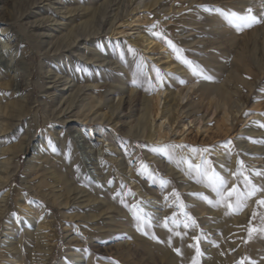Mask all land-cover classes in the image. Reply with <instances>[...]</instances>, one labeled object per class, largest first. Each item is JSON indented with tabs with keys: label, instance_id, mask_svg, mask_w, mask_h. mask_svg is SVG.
I'll list each match as a JSON object with an SVG mask.
<instances>
[{
	"label": "rangeland",
	"instance_id": "obj_1",
	"mask_svg": "<svg viewBox=\"0 0 264 264\" xmlns=\"http://www.w3.org/2000/svg\"><path fill=\"white\" fill-rule=\"evenodd\" d=\"M153 1H0V29H8V40L22 42L33 58L29 68L31 75L22 77L24 86L17 93L8 92L0 104V150H8L4 155L0 154V166L11 163L13 172L9 177L14 179L7 184L6 175L0 174L6 182L0 190V204L10 199L12 205L9 215L0 224L4 228L0 234V264L24 263L22 256H3L4 249L13 247L21 252V246L26 245L23 230L36 231L37 222H49L42 231L48 235L50 243L57 242L47 264H75L68 257L77 248L80 249V264H88L89 259L90 264H123L108 254H117V247L132 244L134 238L112 234L119 229L121 214H127L131 221L128 227L138 233L134 210L143 215L145 232L139 231L144 233V238L151 239L156 230L185 237L193 252L184 264H193L194 260L203 264L202 260L209 256L208 251L215 250L224 252L218 254L219 264H225V255L232 257L228 264H264V245L256 253L236 257L237 247L227 248L233 238L227 241L225 236L212 230L209 215L192 207L194 199L202 200L214 209L205 189L218 197L201 174L208 167L205 161L210 162L211 169L227 181L225 192L234 186L242 193L246 192L244 177L259 189L250 198L242 199L238 209L229 208L228 215L234 220L249 204L252 206L264 200V193H261L264 191V0L224 1L236 11L244 10L245 15L251 10V14L261 21L241 31L251 33L246 56L252 66L255 64L253 68L259 75L245 73L242 79L241 75L237 79L223 71L216 76H200L205 81L220 84L225 100L215 94L201 99L193 94L200 82L192 85L190 74L197 70L192 59L182 54L183 47L170 37L175 36L174 28H168L169 22L162 20L169 18L174 2ZM183 5L187 7L188 3L184 1ZM214 5L213 2H202L194 10L208 6L212 13L218 16L227 14L232 20L225 8L215 9ZM189 11L185 10L178 25H186L184 19L187 20L192 12V15H199L196 11ZM209 26L210 23H206L203 28L213 30ZM196 39L207 42L210 36L205 31L197 34ZM168 41L191 65L177 58V51L169 46ZM234 54L232 49L228 62ZM235 63L233 67H226L231 66V70L239 68ZM149 68L153 69L152 73L147 72ZM12 74L0 77V87L9 88ZM160 85L164 91L159 94L157 106L154 99ZM183 92L191 98L184 97ZM142 97L149 102L150 108L145 117ZM15 101L21 106L12 107ZM194 101H198L197 107L189 114L184 113ZM236 102L243 103V108L233 123H225L224 110H231V104ZM143 121L147 125L145 132L139 125ZM160 124L168 129L167 136L160 141L150 138L152 130ZM248 125L261 130L262 137L243 132ZM73 127L78 129L87 144L96 149L102 147L101 154L97 152L99 170L88 164L90 160L84 149L70 137L69 129ZM238 142L248 149L244 151L238 147ZM15 146L21 150L12 157L8 152L17 148ZM204 148L209 151H199ZM213 148L220 150L222 162L216 164L214 157L217 154ZM255 149L260 151L255 152ZM178 150L180 153L185 151L188 156H178ZM190 151L198 155L197 164L201 170L192 163ZM71 159L76 163L82 160L79 181L67 172ZM41 167L63 173L69 191L65 192L60 183L51 187L50 178L46 179L50 182L49 187L41 190L36 185ZM168 168H173V174L167 171ZM132 172L136 175L133 176L135 180L130 178ZM192 183L201 185L200 189L205 187L204 191L198 189L194 195L184 193L183 184L189 186ZM112 201L120 206L119 213L111 207ZM227 204L235 205V197L229 198ZM14 205L19 208L15 210ZM148 206H154L157 212H147ZM10 227L15 231L11 233ZM27 245H30L27 246L29 251L35 252L32 242ZM151 251L154 255L145 256L138 249L131 264H165L155 249L151 248ZM171 251L179 256L177 248Z\"/></svg>",
	"mask_w": 264,
	"mask_h": 264
},
{
	"label": "bare ground",
	"instance_id": "obj_2",
	"mask_svg": "<svg viewBox=\"0 0 264 264\" xmlns=\"http://www.w3.org/2000/svg\"><path fill=\"white\" fill-rule=\"evenodd\" d=\"M0 1H2V0H0ZM172 1L174 2L173 6H172V13L168 16L169 18L165 17V18H162V20H163V22H167V23L169 22V25L167 26L168 28L169 27L174 28L175 36L170 35V37L175 41V43H177L179 46L183 47L184 50L182 51V54H185V55H187V57L192 59V62L194 63V68L197 70V72H195V74L192 72L190 74L192 85H195L196 82H198V81L200 82L199 85L196 88H194L195 90L193 89V94H197L200 99L203 97L209 96L210 94H215L223 100L227 99L223 96L224 94L222 93V90H221L222 88H221L220 84L205 81L204 79L200 78V76L204 75V74L216 76L217 74H219L223 71H227L230 74V77H235L237 79H239L240 75H241V79H242V75L245 73L246 74H249V73L254 74L255 73L256 75H259L256 73L255 69L253 68V66L255 64L252 66L251 62L249 61V57L246 56V54L249 53L248 49H247V47H248L247 40L251 37V33L249 31L245 32V33L238 31L233 26V24L230 23L231 20L227 17V14H226V16L225 15L224 16H218L217 14L212 13L210 10H208V9H210V7H208V6H206V8L201 9V10H199V9L194 10V7L197 6L199 3H202V2H204V3H208V2L212 3L213 2L215 4L214 5L215 9L225 8L226 13H228V15H230V16L232 15V17H233L234 13L237 15H245L244 10H238V9H237L238 11L234 10V8H232L233 6L229 2H224L225 0H172ZM184 1L186 3H188L187 7H184V5H183ZM153 3H156V0H154ZM185 10L196 11V12H198L197 14H199V15L198 16L192 15L193 12L188 14L189 18L187 17L188 18V19L186 18L187 20L184 19L186 25L180 26L177 23L179 22V18L182 19L183 14L186 13ZM232 17H230V18H232ZM153 19H154V17H153ZM206 23H210L209 27L213 28V30H211L210 28H209L210 30L204 29L203 26ZM205 31H207L209 33L210 39H207V42H204L202 40H197L196 35L200 34L202 32H205ZM9 37H10V31L6 28H1L0 29V77L2 75L9 74L10 72H13V74L11 76L9 88H6V86L0 87V104L2 103V101L4 99H6V95L8 92L9 93L11 92V94L12 93L14 94V93H17L19 90H21L22 85L24 86V84L22 82L23 76L28 77L31 75L29 68H30V65L32 64L33 58L31 57L29 50L24 45H22V42H20V41L10 42L8 40ZM232 49L235 52V54H234V57L232 58V60L228 62L227 57H228V55H230V52ZM199 50H200V52H199ZM196 51H197V53H196ZM235 61H236V63H235ZM234 63H235V65L238 64L239 68H235L234 70H231L230 67ZM226 65H231V66L228 68V67H226ZM26 66H27V68H25ZM147 72L152 73L153 69L149 68ZM156 91H157V96L155 97L154 100L157 101V106H158V102L160 100L159 94L163 93L164 87L160 85L156 89ZM183 93H185V92H183ZM226 94H228V93H226ZM185 96L187 98H191V95H189L187 93H185L184 97ZM141 100H143V102H145V104L143 105V116L145 117L149 113V110H150L149 102L147 103L146 102L147 100H145L144 97H142ZM197 102L198 101L191 102L190 105L186 109H184V113L189 114V112L193 108L197 107ZM233 102L234 101H232V103ZM12 104H13L12 107H15V108L21 106V105H19L20 103L17 101H15V103H12ZM243 106H244V104L241 102H238V103L236 102L235 104H231V110L228 109V111L224 110V112H223L224 122L227 121V122L233 123L236 120L237 114L241 111ZM0 107H2V106L0 105ZM20 108H22V107H20ZM92 108L93 107H91V109ZM13 110H15V109H13ZM8 113H10V112L8 111ZM256 117H258V119L261 118L260 115H256ZM139 125L142 128V132H145L147 130V127H146L147 125H146L145 121L140 122ZM225 127H226V124H225ZM69 130H70V132H69L70 137L76 139L78 144H79V147L82 148V150L84 149L85 156H87V159L90 160L88 162V164H92L94 169L99 170L100 163H98L99 160L97 159V152L98 153L102 152V147L96 149V148H94L95 146L93 147V146H91V144L90 145L87 144V142L84 141V139L82 138L83 136L80 134V132L78 131L77 128L73 127V128H70ZM152 131H154V132H153V134H150L149 137L153 138L155 140H158V141H160L161 139L166 137L167 133H168V129L162 128L161 124L159 125L158 128H156V130H152ZM243 132H245L248 135H254V134H256L257 136L262 135L261 130L255 129L254 127H252L250 125H248L245 129H243ZM237 145H238V147H240L244 151H246L248 149V148H246L245 145L241 144V142H238ZM15 147H17V146H15ZM20 150H21L20 147L11 148L10 152H8V153H10V155L12 157H15L18 155ZM212 150L215 151L216 148H213ZM7 151H8L7 149L5 150L2 148L0 150V154L4 155L5 153H7ZM257 151H260V149H255V152H257ZM178 152H179L178 156H181V155L182 156H188L185 153V151H182L180 153V151L178 150ZM190 154H191L190 158L193 161L192 163L197 168V166H198L197 162L199 161V157L197 154H195L192 151H190ZM216 154L217 155H216V157H214V160L217 164V162L218 163L222 162L224 159H223V156L220 155V150H216ZM231 159L233 160L234 157H232ZM71 160L74 162L72 163V161H71V163H69L67 165V170H68L67 172H68V174L71 175L72 178L76 179V181L77 180L79 181L82 178L80 171H79L80 167L83 166V163L81 162L82 160L79 162L77 161V163L75 162L74 159H71ZM185 162H186V160H185ZM185 162L184 161L182 162L184 166L187 165V164L185 165ZM74 163H75V165H73ZM61 164H63V163H61ZM216 167L218 168L217 165H216ZM41 169H42V172L40 170L41 174H39L38 181L36 180L37 181L36 185L40 186L42 188L41 190H45V188L49 187L50 182H48L46 179L50 178V181H51L50 184L52 185L51 187H55L56 183H58V184L60 183V185L63 186V189L65 192L69 191V186H68V182L66 179L67 177H65L63 173H60L58 171H53L49 167H44V168L41 167ZM167 171L171 174H173V172H174L173 168H168ZM1 172H3L6 175V177L8 179L7 184L12 183V181L14 179L12 178V176L9 177L10 174L13 172V169L11 167V163H9V162H6L5 164L2 163V165L0 166V174H1ZM130 175H131L130 178H133V176H136L134 172H132ZM34 176H35V174H34ZM195 176L198 177L197 175H195ZM232 181L233 180L230 179V184L231 183L233 184ZM5 185H6V182L3 181V176H0V190ZM262 185L264 186V181L262 182ZM183 186H184L183 192L184 193L187 192L190 195H194L195 193L198 192V189H200V187H202L201 185L200 186L195 185V183L194 184L192 183L189 186L187 184H183ZM183 186H181V187H183ZM203 189H205V187H203ZM246 190H248V188ZM82 192H85L84 189L82 190ZM204 193L206 194V196H208V201H209V203L213 204L214 209H211L206 204V202H202V200L197 201L194 199H193V203H192L194 205H192V207L198 209L199 210L198 212L204 211L205 215H209L208 218L211 219V221L209 222V225H210V228L212 230H215L218 233H220L221 235L225 236L226 239H228L227 241H229V239L233 238L232 242L228 243L227 248H229V250H231V249H234L235 247H237V250H236L237 256L236 257H240V258L246 256L249 253L258 252V248H260V246L264 245V238H261V235L264 234V231H259V229L264 228V205L259 204L258 203L259 201H257L255 204H252V206H251V204H249L248 208L242 210L241 216L236 217L234 220V218H231L228 215V212H230L229 208H231V210H234L236 208L235 205H233L232 207H228V204H226V203H217V201L219 200L218 197H216L212 194H209V192L206 189H205ZM261 193H264V191H262ZM42 195L45 196V193H42ZM9 200L10 199H5V201H2L0 204V224H1V221L9 215L10 209L12 208L11 202ZM48 200H50V198ZM112 202H113V204L111 207H113L114 212L119 213L120 209H121L120 206L118 204H116L114 201H112ZM250 206H251V210L249 212L248 209L250 208ZM20 207H22V206H20ZM13 208L15 210H17L19 207L17 205H14ZM154 208H155L154 206H148L146 211L147 212H153V213L157 212ZM253 213H256L255 218H253ZM197 218H199V217H197ZM31 221L32 220H30V222ZM130 223H131V221H130L129 217L127 216V214H121L120 224L117 225V227L119 228L117 231L118 233L114 232L112 234V236L124 235V236L129 237V238L133 237L134 241L132 244L129 243L128 246L117 247L118 248L117 252H116L117 254L112 253V252L109 253L108 255H109V257H111V259H113L115 261H120L123 264H131V262H134L132 260L133 254H135L136 251H138V249L143 251L142 255L152 256L154 254L152 253L151 248L155 249L158 252V254L160 256L159 257L160 260H163L165 262V264H184V263H187L188 260L192 257L193 250L189 247L190 244H188L186 242L185 237H183L181 235L167 234L165 231L156 230L153 232L154 233V234H152L153 236L151 235L152 236L151 239L148 240V239L144 238L145 236L143 237L144 233L142 231L145 232L143 221L142 222L137 221V220L135 221L136 227L138 228L137 234L133 233L132 232L133 230L131 231V228L128 227ZM48 224H50V223L46 222V224H44L43 222H37L36 231H30L29 228L23 230V236H24L23 238L25 240L26 245L21 246L22 251L20 252L17 250H13V247H10V249L5 248L4 249L5 254L3 256H11V255L12 256L14 255L16 257L22 256L23 257L22 261L24 262L23 264H47L48 256L52 253L53 249L57 245V242L50 243V241H48V235L44 234V232L42 231L43 227L45 225L47 226ZM239 225H240V227H238ZM250 228L257 229V231L252 232L251 237H249V229ZM3 230H4V228H2L0 226V234H2L4 232ZM9 230H11L10 231L11 233L13 231H15V229L13 227H10ZM139 230H142V231H139ZM212 230H210V231H212ZM31 234L34 237H32ZM50 235H52V234H50ZM131 241H132V239H131ZM31 242L35 246V249L33 250L35 252L29 251V247H27V246H30L27 244H30ZM175 248H177L179 250V256H175L174 253H172L171 250L175 249ZM79 251H80V249L77 248L76 250L71 251L69 253V257H68L69 260H71V261L73 260L75 262V264L81 263ZM217 251L218 250H215V252L212 251V253L208 251L209 256H208V258H205V259L202 258L203 259L202 263L203 264H219L220 257L218 254L221 255V254H224V252L220 251L217 253ZM225 257H226L224 259L225 264H228L229 262L232 261V257L226 256V255H225ZM90 262H91V259L88 260V264H90Z\"/></svg>",
	"mask_w": 264,
	"mask_h": 264
},
{
	"label": "snow or ice",
	"instance_id": "obj_3",
	"mask_svg": "<svg viewBox=\"0 0 264 264\" xmlns=\"http://www.w3.org/2000/svg\"><path fill=\"white\" fill-rule=\"evenodd\" d=\"M261 21L257 19V17L255 15L251 14V10L248 11V14L246 15H237V14H233V18L230 21V23L233 24V26L238 30V31H243L245 28H250L252 27L254 24L256 23H260ZM168 44L170 47H173V49L175 51H177L178 55L177 58L178 59H182V57L179 55L180 50L175 49V46L172 44L171 41H168ZM182 62L185 64H189L191 65L190 61H187L186 59H182ZM195 74V72H194ZM206 79H210V77H205ZM264 126V125H262ZM255 142V141H254ZM225 147H227V145H225ZM203 153H207L209 151L208 148H204L202 150H199ZM205 163L208 165L207 168L203 169L201 174L203 176H205L207 178V183L208 186H210L213 191L216 192L217 196L219 197V200L217 201V203H228L229 198L231 197H235V207L238 209L241 206V201L242 199H247L250 198L252 195L255 194L256 191H258L259 189L252 184L251 180L248 177H244L243 183L247 186L248 190L244 193H242L239 188L237 187H233L232 189L228 190L227 192H225V188L227 186V181L221 177L218 173H216L214 170L211 169V164L208 161H205ZM191 167V165H190ZM198 170L200 169V166H197ZM257 175H259V173H257ZM261 205H264V200L259 201L258 202ZM228 207H232L231 204H228ZM133 215L135 216L137 221H143V215L134 210ZM256 213H253V218H255ZM175 222V221H174ZM194 223V221H193ZM187 227V225H185ZM257 231V229L255 228H250L249 229V237H251L252 232ZM259 231H264V228L259 229ZM177 235H179V233H177ZM177 252L179 253V250L177 249ZM197 252L199 254V249L197 248ZM193 264H197V262L194 260ZM252 264H254V262H252Z\"/></svg>",
	"mask_w": 264,
	"mask_h": 264
}]
</instances>
